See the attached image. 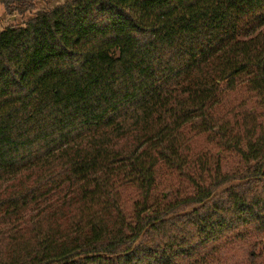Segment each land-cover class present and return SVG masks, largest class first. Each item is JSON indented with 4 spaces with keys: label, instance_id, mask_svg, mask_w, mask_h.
Returning a JSON list of instances; mask_svg holds the SVG:
<instances>
[{
    "label": "trees",
    "instance_id": "trees-1",
    "mask_svg": "<svg viewBox=\"0 0 264 264\" xmlns=\"http://www.w3.org/2000/svg\"><path fill=\"white\" fill-rule=\"evenodd\" d=\"M233 250L264 264V0H66L0 30V264Z\"/></svg>",
    "mask_w": 264,
    "mask_h": 264
},
{
    "label": "rangeland",
    "instance_id": "rangeland-1",
    "mask_svg": "<svg viewBox=\"0 0 264 264\" xmlns=\"http://www.w3.org/2000/svg\"><path fill=\"white\" fill-rule=\"evenodd\" d=\"M35 3V10L32 13H27L23 16H17L14 15L12 17L7 16L2 8V5H0V30H4L10 26H20L23 25L27 20L32 18L37 12L41 11H48L55 6H58L60 4H63L66 0H33ZM214 245H211L207 248L206 251L210 250ZM223 254L224 251H222ZM221 254L220 258L218 260H223L225 258H228V264H239L241 255L233 250L232 252L227 253L226 255ZM215 259L217 258V255L214 256ZM216 264V263H213Z\"/></svg>",
    "mask_w": 264,
    "mask_h": 264
}]
</instances>
